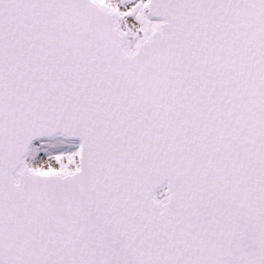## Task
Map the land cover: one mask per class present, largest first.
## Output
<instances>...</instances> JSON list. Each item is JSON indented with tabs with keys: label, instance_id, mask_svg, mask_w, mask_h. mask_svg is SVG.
Returning <instances> with one entry per match:
<instances>
[{
	"label": "snow or ice",
	"instance_id": "obj_1",
	"mask_svg": "<svg viewBox=\"0 0 264 264\" xmlns=\"http://www.w3.org/2000/svg\"><path fill=\"white\" fill-rule=\"evenodd\" d=\"M0 264H264V0H0Z\"/></svg>",
	"mask_w": 264,
	"mask_h": 264
}]
</instances>
